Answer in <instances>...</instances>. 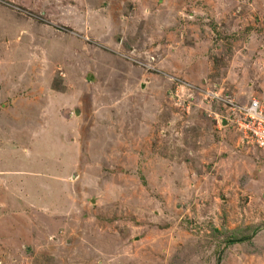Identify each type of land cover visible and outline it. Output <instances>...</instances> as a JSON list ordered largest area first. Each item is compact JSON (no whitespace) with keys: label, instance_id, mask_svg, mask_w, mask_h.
<instances>
[{"label":"rangeland","instance_id":"1","mask_svg":"<svg viewBox=\"0 0 264 264\" xmlns=\"http://www.w3.org/2000/svg\"><path fill=\"white\" fill-rule=\"evenodd\" d=\"M216 94L264 104V0H0V264H264Z\"/></svg>","mask_w":264,"mask_h":264},{"label":"built area","instance_id":"2","mask_svg":"<svg viewBox=\"0 0 264 264\" xmlns=\"http://www.w3.org/2000/svg\"><path fill=\"white\" fill-rule=\"evenodd\" d=\"M214 96L218 100H224L226 102L224 106L228 105L231 110L241 115L242 120L238 121V124L244 134L242 140L264 147V104L262 100L252 98L245 105H237L232 99H224L217 94Z\"/></svg>","mask_w":264,"mask_h":264},{"label":"crops","instance_id":"3","mask_svg":"<svg viewBox=\"0 0 264 264\" xmlns=\"http://www.w3.org/2000/svg\"><path fill=\"white\" fill-rule=\"evenodd\" d=\"M107 78H104V81L105 82H107L108 83V81L106 80ZM60 80V83H59V86H56V88H54L55 90L54 91H52V92H56L57 94H61L60 96L61 97H58V96H56V97H58V99H60L61 98V100L63 101V102H65L66 104H62L63 106H66L65 107V109H68L69 107H70V105L71 104H73L72 106H75L76 107V104H75V101H73L72 100V98H71V101H67L66 99H65V92L63 91V89H64V84H63V88H62V81H63V83L65 82V84L68 86V84H69V86H70V88L72 87V86H74L75 84H73V79H71V80H69L68 79V77L65 79V77L64 76H62V79L60 78L59 79ZM61 87V88H60ZM58 89H60V90H58ZM52 90V89H51ZM71 92L72 93H75V91H74V89H72L71 88ZM81 94H77V96L78 97H76V95H75V98L76 99H79L80 97H82V96H80ZM255 98V97H254ZM75 100V99H74ZM62 102V103H63ZM92 108V107H91ZM62 111V110H61ZM75 113H76V118H78L79 120H80V117L82 116V113L83 112H80L79 110L78 111H76L75 110ZM56 115H58V114H56ZM62 116V120L60 121L61 122V124L62 123H64V121H65V124H67L66 122H68V119H69V117H64V119H63V115H61ZM59 119V116H56V121ZM77 119V120H78ZM104 145H105V143H104Z\"/></svg>","mask_w":264,"mask_h":264},{"label":"trees","instance_id":"4","mask_svg":"<svg viewBox=\"0 0 264 264\" xmlns=\"http://www.w3.org/2000/svg\"><path fill=\"white\" fill-rule=\"evenodd\" d=\"M245 238H248V236L243 237V238H238V239H237V238H235V239H231V238H230V239H227L226 242L229 243V242H234V241H240V240H243V239H245Z\"/></svg>","mask_w":264,"mask_h":264},{"label":"water","instance_id":"5","mask_svg":"<svg viewBox=\"0 0 264 264\" xmlns=\"http://www.w3.org/2000/svg\"><path fill=\"white\" fill-rule=\"evenodd\" d=\"M93 202H95V199H92Z\"/></svg>","mask_w":264,"mask_h":264}]
</instances>
